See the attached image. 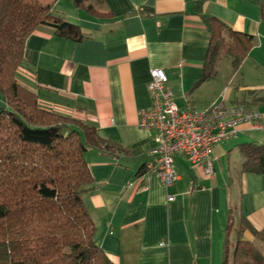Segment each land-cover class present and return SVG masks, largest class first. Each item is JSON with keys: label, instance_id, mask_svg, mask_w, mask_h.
<instances>
[{"label": "crops", "instance_id": "obj_1", "mask_svg": "<svg viewBox=\"0 0 264 264\" xmlns=\"http://www.w3.org/2000/svg\"><path fill=\"white\" fill-rule=\"evenodd\" d=\"M102 1L110 17L99 19L56 0L54 8L68 25L59 32L43 26L27 38L18 78L38 93L43 107L81 119L130 153L85 154L93 189L83 200L95 224L94 241L109 261L221 264L229 214L231 238L241 218L255 230L264 227V174H241L239 152L242 143H264V130L244 125L235 138L214 145L212 177L175 157L178 178L166 187L155 175L142 178L155 142L153 131L138 126L139 112L151 106L147 83L151 70L159 69L177 108L249 104L264 122V23L258 7L250 0ZM198 2L202 14L247 33L254 45L238 70L229 59L217 77L193 89L210 41ZM143 7L151 11L139 12ZM81 34L86 37L76 40ZM242 233L252 239L249 230Z\"/></svg>", "mask_w": 264, "mask_h": 264}, {"label": "trees", "instance_id": "obj_2", "mask_svg": "<svg viewBox=\"0 0 264 264\" xmlns=\"http://www.w3.org/2000/svg\"><path fill=\"white\" fill-rule=\"evenodd\" d=\"M55 1L0 0V264H113L94 241L95 224L84 204L93 189L85 154L128 158L129 151L81 119L43 107L38 93L18 78L27 38L43 26L59 32L68 25ZM71 1L93 17H110L102 0ZM250 1L264 23V0ZM200 4L210 41L193 89L217 77L224 59L238 70L254 45L247 33L202 14ZM144 11L151 10L139 9ZM239 152L241 174H264V143H242ZM245 229L252 239L243 238ZM233 230L229 214L221 264H264V227L255 230L241 218L231 238Z\"/></svg>", "mask_w": 264, "mask_h": 264}, {"label": "built area", "instance_id": "obj_3", "mask_svg": "<svg viewBox=\"0 0 264 264\" xmlns=\"http://www.w3.org/2000/svg\"><path fill=\"white\" fill-rule=\"evenodd\" d=\"M166 82L162 70H151L147 83L151 106L139 112L138 126L154 132L155 147L142 173L146 182L152 174L166 187L174 183L178 178L175 157L199 165L205 175L212 177L214 168L209 155L214 145L235 138L244 125L249 131L264 130L262 114L244 104L219 101L202 108L187 105L179 109Z\"/></svg>", "mask_w": 264, "mask_h": 264}, {"label": "rangeland", "instance_id": "obj_4", "mask_svg": "<svg viewBox=\"0 0 264 264\" xmlns=\"http://www.w3.org/2000/svg\"><path fill=\"white\" fill-rule=\"evenodd\" d=\"M61 4H63V5H65V6H67V5H72V1L71 0H61ZM228 64H230L229 63V59L227 58V59H224L223 61H222V63H221V68H224L225 66H228ZM0 105H1V102H0ZM202 108V107H201ZM226 142H228V141H226ZM226 142H224V141H222V143L220 142V143H218L219 145L220 144H223V143H226ZM215 147V146H214ZM216 147H218V145H216ZM231 168V167H230ZM232 175H233V173H231Z\"/></svg>", "mask_w": 264, "mask_h": 264}]
</instances>
